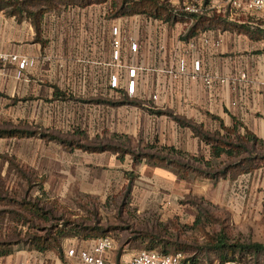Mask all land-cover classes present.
<instances>
[{"label": "crops", "instance_id": "0c3cea01", "mask_svg": "<svg viewBox=\"0 0 264 264\" xmlns=\"http://www.w3.org/2000/svg\"><path fill=\"white\" fill-rule=\"evenodd\" d=\"M60 9L44 17V45L36 42L30 20L8 16L11 7L0 10V50L34 62L19 75L14 65L0 74V107L7 106L13 115L21 109L29 125L75 126L103 124L107 115L108 123L111 107L105 102L121 101L125 104L118 105L120 134L193 156L207 149L210 157L211 148L180 119L204 129L215 127L216 132L222 131V124L227 128L237 124L241 134L248 130L264 140V40L220 29L187 38L190 27L181 26L189 22H164L145 15L111 18L101 5ZM115 38L120 41L118 60ZM216 41H221L219 47L214 46ZM191 42L195 50L189 49ZM197 60L204 72L227 78L246 74L247 81L209 88L201 79L170 74L182 67L192 72ZM131 69H137L133 95L128 92ZM72 151L70 169H131L129 155L121 159L112 152ZM48 163L49 169H62L56 158ZM139 165L164 168L150 167L144 160ZM71 258L82 264L78 256Z\"/></svg>", "mask_w": 264, "mask_h": 264}, {"label": "rangeland", "instance_id": "374dc122", "mask_svg": "<svg viewBox=\"0 0 264 264\" xmlns=\"http://www.w3.org/2000/svg\"><path fill=\"white\" fill-rule=\"evenodd\" d=\"M112 1L101 5L111 18L120 7L119 2L115 9ZM165 2L170 9L180 11L181 6L177 0ZM69 7L72 6L60 3L57 8L62 10ZM6 10L10 11L9 7ZM9 14L7 13L8 16H12ZM7 15L4 16L9 21ZM203 15L212 17L209 21L222 30L234 26L240 30L264 29V15L253 12H234L229 9L219 11L211 5ZM192 24L193 22H189L181 27L186 30ZM235 32L242 34L237 30ZM97 101L93 99L91 103L96 104ZM119 103L121 101L105 102V105L111 107L108 123L107 115L105 124L93 122L75 126L29 125L23 120L21 109L13 115V110H8L5 105L1 106L0 129H19L37 133L36 137L31 138L0 139V171L7 176L8 187L16 197L22 198L28 185L16 171H9L12 168H9V163L2 157L13 158L20 168L34 170L40 178L45 177L47 181L43 186L44 191L49 198L58 200L68 208L67 216L71 221L76 223L98 221L102 227L111 229L107 237L114 240L115 248L110 253L109 264H127L135 254L151 244L150 238L153 237L160 241L157 250L166 249L172 254L183 253L187 259L196 258L198 264H220V257L216 251L209 252L203 248L208 247L212 239L221 232L225 233L231 244L264 245V168L233 179L221 178L217 182L204 176H192L182 180L167 168L140 169L141 162L134 163L131 156L126 157L131 169H70V161L74 159L72 150H80L74 148L78 145L125 146L135 153L143 151L151 154L161 148L155 143H137L134 139L119 133L123 127V122H119ZM180 121L185 122L183 119ZM194 126L201 128L202 133L216 137L215 127L204 129ZM39 133L60 137L72 143L71 147L74 149L57 140L42 139ZM150 145L157 149H148ZM40 155L43 157L40 158ZM196 155L210 158L207 149ZM54 158L61 163L62 169L48 168L50 165L48 162ZM225 159L226 157L222 158L223 161ZM144 161L151 167L146 160ZM130 183L132 189L128 193ZM32 195L42 197V192L36 187ZM80 204L86 207H81ZM28 231V226L18 225L8 216L2 224L0 223V241L17 239L20 241L14 246L12 255L0 257V264H79L68 255V252L72 249L88 248L95 242L93 239L69 237L63 241L62 255L57 249L42 253L31 245L25 234ZM30 232L40 233L38 229H32ZM19 236L21 237L17 238ZM144 237L145 243L142 242ZM176 244L188 245L193 250L178 252ZM230 257H234L235 260L232 262L237 264H264V253L256 255L237 252Z\"/></svg>", "mask_w": 264, "mask_h": 264}, {"label": "trees", "instance_id": "16d2710c", "mask_svg": "<svg viewBox=\"0 0 264 264\" xmlns=\"http://www.w3.org/2000/svg\"><path fill=\"white\" fill-rule=\"evenodd\" d=\"M109 0H0V10L11 7L10 15L16 16L18 19L27 18L32 22L36 34V42L44 45L42 40V24L46 14L58 10V6L65 4L66 6L89 7L92 5L107 4ZM113 7H120L113 17H124L133 15H145L148 18L164 21V22H190L187 38H192L199 32L220 29L213 25L207 16H196L192 14L177 13L170 9L165 1L162 0H113ZM244 33L250 39L259 41L264 40V29L251 31L250 29L240 30L239 27L222 28L221 31H236ZM125 104V103H119ZM159 114H164L159 112ZM184 126L190 127L208 146L211 148L210 158L203 156H193L182 153L173 148H160L148 146V149L155 150L156 153H144L143 151L135 153L125 146L99 145L85 147H74L82 149L90 153L112 152L118 154L123 159L129 155L134 163H140L146 160L152 166H161L174 172L178 178L187 180L192 176H204L217 182L219 179L237 178L243 174H249L256 169L264 168V140L259 139L256 135L246 130L241 134L239 126L236 124L234 128H227L221 125L222 131H217L216 137L208 136L200 131L201 128L180 121ZM223 132V133H222ZM36 132H29L19 129H0V139H23L36 137ZM40 138L45 140H57L66 147L72 146V143L62 140L60 137L39 133ZM71 147V149H74ZM226 157L223 161L222 158ZM4 161L9 163V171H16L22 179L25 180L28 187L22 198L16 195L8 187V178L0 171V223L5 218L14 220V223L26 225L29 231L26 236L31 245L39 252H47L51 249H57L63 254V241L69 237H82L84 239H93L95 241L107 237L111 229L104 228L100 223H76L71 221L67 216L68 208L62 205L58 200L51 199L44 191V184L47 179L39 177L34 170H25L19 167L13 158L2 157ZM38 187L42 192L41 196L33 197L32 191ZM132 189L130 183L128 193ZM128 194H126L127 196ZM81 207L85 206L80 204ZM38 229L40 233H31L30 230ZM22 233V231H21ZM23 235V233H22ZM21 235V236H22ZM21 236L17 237L20 238ZM151 244L147 245L145 250H157V244L160 243L157 237L150 238ZM144 240V241H143ZM20 241H0V257H7L13 254L14 246ZM142 242H146V237L142 238ZM193 248L188 245L176 244V250L189 252ZM205 251H216L220 257V264H226L235 260L234 256L239 253H251L259 255L264 253V245L261 243H234L228 241L225 233L221 232L208 247L203 248ZM159 251V250H157ZM163 254L169 253L166 249L160 251ZM193 264H198L196 258L188 259Z\"/></svg>", "mask_w": 264, "mask_h": 264}, {"label": "built area", "instance_id": "2783aa9c", "mask_svg": "<svg viewBox=\"0 0 264 264\" xmlns=\"http://www.w3.org/2000/svg\"><path fill=\"white\" fill-rule=\"evenodd\" d=\"M165 1V0H164ZM180 4V11L177 13L192 14L196 16H201L204 14L208 6L213 5L219 11H227L228 9L234 12H253L257 14L264 15V0H177ZM191 23L193 20L190 21ZM118 36V29H114V37ZM206 44L209 43L208 40L205 41ZM221 41H216L214 46L219 47ZM115 52L114 58L118 60L120 41L115 38L113 42ZM137 44H132L133 51H137ZM196 44L191 42L189 44L190 50H195ZM34 64L27 57H21L16 54H11L0 50V74H4L9 66H15L18 70V75L21 74L23 70ZM137 69H131L129 74L132 80L128 83V92L133 95L136 89V82L134 80ZM170 74L174 78H178L180 75H189L194 79H201L206 87H213L215 85H238L239 82L247 81V75L242 74L240 77L230 78L222 77L217 74H211L204 72L202 64L200 61H195L194 70L189 72L185 67L177 73L170 71ZM114 87L117 86V80L112 81ZM157 100V96L153 97ZM115 248V242L110 237H105L99 239L93 243L90 249H84L79 252L72 249L68 252L70 257L78 256L82 264H109L110 253ZM127 264H193L185 257L183 253L175 254H163L157 250H141L135 254ZM226 264H237L234 262H229Z\"/></svg>", "mask_w": 264, "mask_h": 264}]
</instances>
